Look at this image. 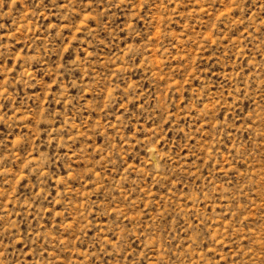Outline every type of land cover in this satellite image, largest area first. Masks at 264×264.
I'll list each match as a JSON object with an SVG mask.
<instances>
[{"label":"rangeland","instance_id":"obj_1","mask_svg":"<svg viewBox=\"0 0 264 264\" xmlns=\"http://www.w3.org/2000/svg\"><path fill=\"white\" fill-rule=\"evenodd\" d=\"M0 264H264V0H0Z\"/></svg>","mask_w":264,"mask_h":264}]
</instances>
